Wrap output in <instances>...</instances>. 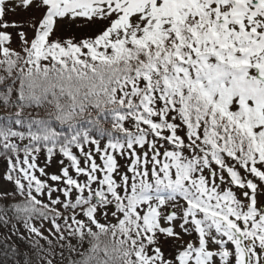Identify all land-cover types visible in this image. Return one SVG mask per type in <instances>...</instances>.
<instances>
[{
  "label": "snow or ice",
  "instance_id": "1",
  "mask_svg": "<svg viewBox=\"0 0 264 264\" xmlns=\"http://www.w3.org/2000/svg\"><path fill=\"white\" fill-rule=\"evenodd\" d=\"M33 9L32 38L19 31L15 51L6 30L27 22L6 17ZM77 19L97 33L52 39L59 22ZM0 29V103L18 109V125L24 108L54 107L26 134L0 128L4 151L17 156L5 177L16 191L4 196L24 197L0 210V224L42 237L31 221L51 219L63 240L62 220L70 236L89 239L80 264H264V0H0ZM91 131L107 137L103 148ZM17 138L29 141L22 162ZM41 144L49 158L58 146L87 179L68 168L49 177L63 188L39 179ZM45 194L49 203L37 198ZM109 212L115 223H101L97 214ZM162 240L178 245L173 259Z\"/></svg>",
  "mask_w": 264,
  "mask_h": 264
},
{
  "label": "trees",
  "instance_id": "2",
  "mask_svg": "<svg viewBox=\"0 0 264 264\" xmlns=\"http://www.w3.org/2000/svg\"><path fill=\"white\" fill-rule=\"evenodd\" d=\"M32 19H28L27 23L24 24L23 29H13L8 28L6 31L11 35V44L9 45L10 48L14 49L15 51L21 50V42L17 33L21 30L25 31L26 33L30 31V37L32 38L33 29L31 27ZM99 28V27H98ZM98 28L94 29H87V30H77L76 33L69 35L67 38L63 35H54L52 39H60V40H67L73 39L74 41H79L83 38H88L94 36L97 33ZM3 31V29H0ZM47 63V62H45ZM15 75V74H14ZM0 76H6V73L0 69ZM7 84H11V80H6ZM18 82L16 85L13 86V101L15 100V89L18 87ZM4 85H0V91L3 90ZM11 105V102H10ZM18 109L14 106L5 107L2 103H0V128H11L14 131H21L25 134L28 131V127L31 121L33 120H47L49 119L50 114L54 111V107L50 104H43L40 107L32 106L26 107L21 113L20 119L23 121L22 124H16V116L15 113ZM55 127L60 128L61 126L56 124L53 121ZM125 126L128 127L131 131H135L132 126L131 121H126ZM91 128V126H87ZM105 128H110V124L104 125ZM33 131L36 130V125H32ZM90 134L99 140L100 144L105 145L107 143V137L101 136L99 133L95 131H91ZM12 142L16 143L20 147L19 152V159L21 162L24 159L25 153L23 152V147L29 144L27 139L21 141L18 138L14 139ZM91 146V144L84 145V150ZM40 152L33 153L36 157V165L37 171L35 175L45 181L50 187L52 188H63L65 185L59 181H52L49 179V176L41 175L39 170L43 168L45 171V166L48 164L51 165V161L53 159H58L60 162L59 164L64 165L68 168L69 171L73 170L71 168L70 161H68L59 151V147L54 150L53 155L49 158L46 148L43 144L40 145ZM73 153L77 156V158L81 161L83 160L80 155L78 149L73 148ZM11 158L13 163L16 162L17 156L16 154L6 153L3 149L2 143H0V184L2 181H8L10 185V191L8 192H1L0 191V210L8 208V206L13 205L15 203H22L24 201V197L20 196L19 194L16 195H8L4 196L5 193H14L16 191L15 184L12 181L7 180L5 177L9 172L8 166V159ZM31 159V157H30ZM127 160V158H121L117 155L118 162L123 160ZM82 162V161H81ZM74 171V170H73ZM45 173V172H44ZM241 174L243 172L241 170ZM12 175L16 178H19L18 172H13ZM131 176V173H128ZM115 178V177H114ZM252 179V177H248ZM77 179V178H76ZM87 179V178H86ZM85 179V180H86ZM79 180V179H78ZM84 180V181H85ZM80 182H84L83 180H79ZM118 181V180H117ZM97 185L93 186L95 189ZM87 193H85L86 195ZM57 197L63 201L65 198L63 194L59 191L52 193V198L56 199ZM38 199L42 200L44 203H49L47 194L43 196L37 197ZM75 198V193H73V199ZM55 207L59 208L62 212L63 209L60 205H56ZM3 211H0V215H3ZM65 215H70L71 213H64ZM8 215L11 216L12 213L8 212ZM81 217H78V219ZM97 218L100 220L101 223H115V218L111 216L109 212L108 219L105 220L101 213L97 214ZM58 223L61 225V231L63 232L64 239H58L60 233H57L55 229L52 227L51 219L48 220H41V219H33L31 221L32 225H34L41 233L42 237L36 236L30 233L24 226L23 223H16L15 228L12 227L10 224L8 227H4L0 224V264H80L82 260L81 253H87L88 248L90 247V242L88 238L84 240H80L78 236H70L67 231H64V224L62 220H58ZM46 226V227H45ZM43 230V231H42ZM13 231L15 234H13ZM105 239V238H102ZM71 246V247H70ZM73 249L75 251H73ZM161 249L167 259H173L174 256L177 254L178 250L173 249L170 247L168 243L161 242Z\"/></svg>",
  "mask_w": 264,
  "mask_h": 264
},
{
  "label": "rangeland",
  "instance_id": "3",
  "mask_svg": "<svg viewBox=\"0 0 264 264\" xmlns=\"http://www.w3.org/2000/svg\"><path fill=\"white\" fill-rule=\"evenodd\" d=\"M40 15L39 12H37L35 9L31 10V11H18L15 15L13 14H9L6 18L9 21L12 20H16L17 22H27L28 19H35L38 18ZM99 25L98 24H89L88 22L82 20V19H77L76 21L72 22V21H64V22H59L58 23V27L57 30L55 31L56 35H63L66 36L67 38L69 37V35L71 36V34L76 33L77 30H87V29H94L96 30V28H98ZM27 34H29L30 37V31L27 32ZM101 148L104 147L103 144H100ZM95 147L96 146H91L89 148H87V150L85 149V152L88 151H92L93 156L96 160L97 164H102L101 160L99 159V155L95 152ZM81 156V155H79ZM83 160H81V167L84 166V157L81 156ZM59 160L57 159H53L51 161V165L49 166L48 164H46L45 168V174L46 176H52V175H56V176H62V170L64 168H66L64 165L59 164L60 162H58ZM119 164V172L120 174H125L127 173V168L129 165V161L128 160H123L121 162H118ZM128 174V173H127ZM69 175L72 176L74 179H79V180H85L86 177L84 176H77L76 172L71 170L69 171ZM115 179L119 180V175L114 176ZM62 183V180L59 181ZM9 182L8 181H2L0 184V191L1 192H8L10 191V185H8ZM95 186V184L93 185ZM222 187H228L227 184L223 185ZM233 192L237 195V197L241 200H243V197L240 196L239 192L233 188L232 189ZM262 204H264V194L261 193V191L258 190L257 193V206L260 207ZM171 210V209H169ZM46 227V226H45ZM191 228V226H189ZM178 232H180L181 230L177 227L176 229ZM43 231V230H42ZM183 235V233H181ZM185 239H195V233L194 231L191 232V235L185 236ZM165 242V241H163ZM168 243L170 245L171 248L178 250V245L173 242V241H168L165 242ZM218 260V258H217Z\"/></svg>",
  "mask_w": 264,
  "mask_h": 264
}]
</instances>
